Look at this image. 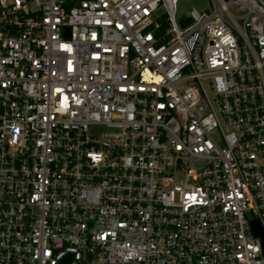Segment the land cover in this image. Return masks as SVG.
Wrapping results in <instances>:
<instances>
[{
    "label": "built area",
    "instance_id": "obj_1",
    "mask_svg": "<svg viewBox=\"0 0 264 264\" xmlns=\"http://www.w3.org/2000/svg\"><path fill=\"white\" fill-rule=\"evenodd\" d=\"M179 1L0 0V264H264V0Z\"/></svg>",
    "mask_w": 264,
    "mask_h": 264
},
{
    "label": "rangeland",
    "instance_id": "obj_2",
    "mask_svg": "<svg viewBox=\"0 0 264 264\" xmlns=\"http://www.w3.org/2000/svg\"><path fill=\"white\" fill-rule=\"evenodd\" d=\"M209 5V0H180L175 8L176 23L178 25L184 23L192 9L198 12L207 11Z\"/></svg>",
    "mask_w": 264,
    "mask_h": 264
},
{
    "label": "water",
    "instance_id": "obj_3",
    "mask_svg": "<svg viewBox=\"0 0 264 264\" xmlns=\"http://www.w3.org/2000/svg\"><path fill=\"white\" fill-rule=\"evenodd\" d=\"M254 233H255V234H258V235H261V233H260V231H259L258 229H255V230H254Z\"/></svg>",
    "mask_w": 264,
    "mask_h": 264
}]
</instances>
